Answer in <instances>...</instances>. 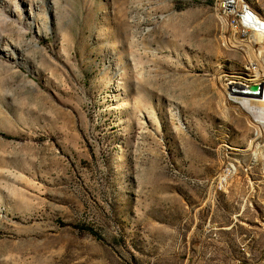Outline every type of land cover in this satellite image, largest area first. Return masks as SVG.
I'll return each instance as SVG.
<instances>
[{
    "label": "rangeland",
    "instance_id": "374dc122",
    "mask_svg": "<svg viewBox=\"0 0 264 264\" xmlns=\"http://www.w3.org/2000/svg\"><path fill=\"white\" fill-rule=\"evenodd\" d=\"M221 10L0 0V264H264V116L229 96L264 59Z\"/></svg>",
    "mask_w": 264,
    "mask_h": 264
},
{
    "label": "bare ground",
    "instance_id": "6f19581e",
    "mask_svg": "<svg viewBox=\"0 0 264 264\" xmlns=\"http://www.w3.org/2000/svg\"><path fill=\"white\" fill-rule=\"evenodd\" d=\"M231 9H235L234 2H231ZM247 13L250 17H248V21H242L241 29H243V31L249 32L250 30L253 32L254 42H256V45L258 46L256 51L258 55H261L263 57L262 59H264V20L249 12V10H247ZM259 64H255L257 72L262 71L260 70L261 66ZM261 73L264 77V70ZM259 77L260 75H258L257 78L259 79ZM258 79L250 82L245 87L244 85L236 82L230 83L231 90H229L230 100H232L235 104H238L241 109L247 114L254 115V117L256 116V114L264 116V101H261V96L262 94H264V86L262 84L259 86L260 82ZM262 121V123L264 124V118Z\"/></svg>",
    "mask_w": 264,
    "mask_h": 264
},
{
    "label": "built area",
    "instance_id": "2783aa9c",
    "mask_svg": "<svg viewBox=\"0 0 264 264\" xmlns=\"http://www.w3.org/2000/svg\"><path fill=\"white\" fill-rule=\"evenodd\" d=\"M222 1V13H224L225 15H231V18L236 21V28L238 29V21L240 20H247L248 21V17L249 14L243 10V8H239L238 9H231V2H237L236 0L233 1H229V0H221Z\"/></svg>",
    "mask_w": 264,
    "mask_h": 264
},
{
    "label": "trees",
    "instance_id": "16d2710c",
    "mask_svg": "<svg viewBox=\"0 0 264 264\" xmlns=\"http://www.w3.org/2000/svg\"><path fill=\"white\" fill-rule=\"evenodd\" d=\"M87 231H88L92 236H96V234H95L91 229H87Z\"/></svg>",
    "mask_w": 264,
    "mask_h": 264
}]
</instances>
